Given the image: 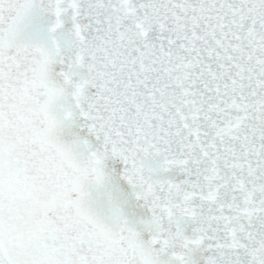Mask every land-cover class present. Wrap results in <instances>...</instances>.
Segmentation results:
<instances>
[{"label":"snow or ice","instance_id":"1","mask_svg":"<svg viewBox=\"0 0 264 264\" xmlns=\"http://www.w3.org/2000/svg\"><path fill=\"white\" fill-rule=\"evenodd\" d=\"M0 264H264V0H0Z\"/></svg>","mask_w":264,"mask_h":264}]
</instances>
